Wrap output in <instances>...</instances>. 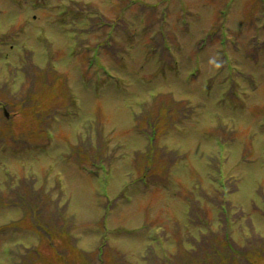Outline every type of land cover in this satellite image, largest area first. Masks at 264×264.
I'll use <instances>...</instances> for the list:
<instances>
[{
    "label": "rangeland",
    "instance_id": "obj_1",
    "mask_svg": "<svg viewBox=\"0 0 264 264\" xmlns=\"http://www.w3.org/2000/svg\"><path fill=\"white\" fill-rule=\"evenodd\" d=\"M263 6L0 0V264H264Z\"/></svg>",
    "mask_w": 264,
    "mask_h": 264
},
{
    "label": "trees",
    "instance_id": "obj_2",
    "mask_svg": "<svg viewBox=\"0 0 264 264\" xmlns=\"http://www.w3.org/2000/svg\"><path fill=\"white\" fill-rule=\"evenodd\" d=\"M101 243H102V245H104L103 242H101ZM104 247H105V245H104ZM108 247H109V243H108ZM103 250H105V249H102V248L100 247V248H99V253L101 252L100 254H102V253H103Z\"/></svg>",
    "mask_w": 264,
    "mask_h": 264
}]
</instances>
